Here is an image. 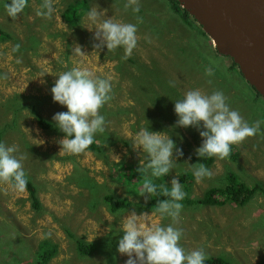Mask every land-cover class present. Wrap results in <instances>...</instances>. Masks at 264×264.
Returning <instances> with one entry per match:
<instances>
[{
  "label": "rangeland",
  "instance_id": "374dc122",
  "mask_svg": "<svg viewBox=\"0 0 264 264\" xmlns=\"http://www.w3.org/2000/svg\"><path fill=\"white\" fill-rule=\"evenodd\" d=\"M75 1L82 13L76 27L65 17L68 5ZM42 2L28 0L23 12L13 19L3 7L6 0H0V28L8 35L0 40L1 141L16 146L17 157L24 156L23 169L36 186L42 206L35 210L26 189L17 191L0 181V264L41 263L39 258L36 260V252L42 240L57 246L45 264H125L127 257L116 249L123 235L120 227L129 212L144 213L149 225L171 223L169 218L161 220L155 210L138 212L134 208L136 203L148 200L141 193L145 177L136 171L138 164H143V153L132 147L137 131L147 122L149 131L166 132L181 148L183 156L163 182L169 184L177 176L191 198L202 197L210 188L222 189L228 171L249 187L264 185V124L259 134L233 145L230 155L236 150V160L213 157L206 167L212 173L210 178L197 181L192 176L193 164L200 163L195 149L201 137L191 126H175L174 101L190 89L199 88L205 94L221 90L227 94L230 108L239 110L252 124L264 121V99L229 70L228 58L210 56L223 72L215 70L214 76H204L212 44L193 26L177 21L170 12L171 2L139 0L140 11L133 13L131 8H124L127 0H53L54 11L48 17L36 15ZM95 7L103 10L101 20L137 24V17L141 18L137 44L130 55L126 56L122 47L114 51L94 48L98 42L93 39L96 25L86 19V13ZM170 19H175L176 25L169 23ZM73 67L111 83L110 99L99 110L105 117L107 136L102 153L65 152L58 143L63 135L39 127L32 113L34 108L54 125L53 114L66 108L52 101L50 88L55 76ZM19 98L25 104L17 102ZM5 104L13 108L6 115ZM134 172L138 178H132L135 184L130 185L128 178ZM184 173L192 178L183 179ZM105 193L133 206L110 212L102 201ZM174 226L182 229L179 243L187 251L202 249L206 258L223 256L234 264H264L261 193L243 207L183 206ZM81 238L99 243L102 253L80 257L75 240Z\"/></svg>",
  "mask_w": 264,
  "mask_h": 264
},
{
  "label": "clouds",
  "instance_id": "9594fccd",
  "mask_svg": "<svg viewBox=\"0 0 264 264\" xmlns=\"http://www.w3.org/2000/svg\"><path fill=\"white\" fill-rule=\"evenodd\" d=\"M27 5V0H10L3 7L8 17L16 18ZM127 10L138 13L139 0H127ZM54 11L53 0H43L37 10V16L48 17ZM103 10L91 8L86 19L96 25L93 39L98 41L95 49L106 48L114 51L118 47L130 55L137 44V24L114 21L111 18L100 19ZM18 45L13 51L18 49ZM81 53L80 47L76 49ZM217 61L211 58L204 66V76L215 74ZM50 88L53 102L66 108V111L54 113V126L63 133L58 141L65 152L77 154L94 143L97 133L105 131V117L101 107L110 99L111 83L108 79L92 78L87 70L73 67L55 76ZM43 83V81H41ZM211 83V80L208 81ZM175 126L193 127L197 130L201 143L195 149L199 158H226L230 146L242 142L245 138L257 135L264 121L257 120L249 124L241 114L230 108L227 97L221 90L203 93L199 88L186 91L182 98L174 101ZM147 122V121H146ZM133 149L143 153V164H138L136 171L145 179L141 193L145 199L162 194L167 199L155 202V214L159 218H169L171 223L153 222L149 225L144 213L129 212L120 230L123 235L117 241V252L127 257L125 264H204L206 254L202 249L185 250L179 243L182 229L174 225L180 218L183 208L181 203L186 193L178 182L177 176L170 179V187L164 182L154 181L169 174L183 152L166 132H153L148 129V122L135 135ZM16 146H7L0 141V181L8 182L17 191H24L27 185L26 173L22 166L24 156L14 155ZM192 176L200 181L212 176L203 163L193 164Z\"/></svg>",
  "mask_w": 264,
  "mask_h": 264
},
{
  "label": "trees",
  "instance_id": "16d2710c",
  "mask_svg": "<svg viewBox=\"0 0 264 264\" xmlns=\"http://www.w3.org/2000/svg\"><path fill=\"white\" fill-rule=\"evenodd\" d=\"M169 2H171V7H170V12H172V15L176 16L178 18L177 21H179L181 24H187V25H191L196 29L199 33H201V36H204L207 40L208 37L207 35L200 29L199 25L193 20V18L189 15V13L177 2V0H168ZM10 2V0H6V3ZM28 2V0H27ZM77 2H73L70 3L68 5V9L66 10V15L65 17L67 18V20L69 22H71L72 24H74V26H78V19H79V15L82 14L79 12V9L76 7ZM80 13V14H79ZM175 19H170L168 22L169 23H174L172 25H176L175 24ZM5 36L6 38H8V35L0 28V40L1 36ZM198 36V35H197ZM201 47V46H199ZM209 48L212 50V55H209V59L211 58L210 56L214 57V56H220L221 59H225L228 58L224 55L219 54L215 48L213 47V45H209ZM228 60H230V67L229 70L235 74L236 76L241 77V80H244L241 73L239 72L237 66L232 62V60L230 58H228ZM216 70L222 71L220 67V64L217 63L216 66ZM215 81H219L220 79L217 78L216 76L214 77ZM245 81V80H244ZM247 87L249 88L250 91H252L258 98H260L261 96L252 88L249 86V84L245 81ZM207 84L208 86L212 87L211 84L209 83H204ZM168 85V84H165ZM223 93L225 94V96L227 97V94L223 91ZM24 99H20L17 102L20 103H24ZM228 102V100H227ZM25 104V103H24ZM10 110H13V108L8 105L5 104V108H4V115H6ZM237 110V109H236ZM239 111V110H237ZM32 113L35 116L36 119V123L39 127H41L42 129L45 130H51V131H55L57 134L59 135H63V133H61L54 125L53 122L50 120H47L46 118H44L43 116H41L38 111H36L34 108L32 109ZM243 115V114H241ZM3 118V117H2ZM3 134V130L0 127V141H1V136ZM99 136H95L94 138V143L92 145H90L87 149H85V151H89V152H99L100 150L102 151L101 145L103 143V140H106L105 137L106 134L103 133H99ZM100 151V153H102ZM233 151V145L230 146V152ZM236 152L233 153V155H229L227 157H229L231 160H236L237 156V151L234 150ZM198 161L200 163H203L205 167H209L212 164L213 161V157L212 158H198ZM141 176H143L142 174H140ZM27 177V185H26V191L28 193L29 196V200L31 201V205L32 208H34L35 210H40L42 208L41 203L37 197V189L36 186H34V183ZM132 178H138L137 172H134L132 174V177L128 178V182L130 183V185L135 184V181H132ZM183 179H189L192 178L190 174L188 173H184L182 175ZM165 179V177L163 178H158L155 179V183L156 184H160L163 183V180ZM142 179H140L141 182ZM225 180H226V184H223L222 189L220 188H210L208 189L204 195L198 199L195 198H191L190 196H188L186 194L184 200L181 202L183 204L184 207L188 208V207H195V206H224V205H235L236 207H243L245 206L248 201L250 200L251 197H253L256 193H261L264 195V185L262 184H256L253 187H249L247 184H245L243 181L239 180V177L234 174V172H227V174L225 175ZM126 181V180H125ZM166 187H170L169 184H166L164 182ZM184 191L186 193L189 192V190L187 189V186L185 185L184 187ZM217 196L222 197V199H218L216 198ZM158 199H167V197H164L162 194H158L156 196H152L150 197L146 202H142L141 204H135L134 208L136 211L141 212V211H154L155 210V202ZM102 201L106 203L108 209L110 212H117L120 209H125L129 206H133L132 203H128L125 199H122L120 197H116L115 195H113L112 193H105L102 196ZM101 246L99 243L97 242H88L86 240H84L83 238L81 239H76L75 240V251L76 253L80 256V257H93L95 252H99L102 253L101 251ZM57 250V246L56 244L51 245V242L48 240H42L39 245H38V253L36 252L37 256H36V260L37 258H39L41 260V263L38 262V264H45L47 263L48 259L50 258V256L48 257L49 254L53 253L55 254ZM204 264H234L231 263L229 260H227L225 257H214V258H206Z\"/></svg>",
  "mask_w": 264,
  "mask_h": 264
},
{
  "label": "water",
  "instance_id": "95a60500",
  "mask_svg": "<svg viewBox=\"0 0 264 264\" xmlns=\"http://www.w3.org/2000/svg\"><path fill=\"white\" fill-rule=\"evenodd\" d=\"M264 99V0H177Z\"/></svg>",
  "mask_w": 264,
  "mask_h": 264
},
{
  "label": "bare ground",
  "instance_id": "6f19581e",
  "mask_svg": "<svg viewBox=\"0 0 264 264\" xmlns=\"http://www.w3.org/2000/svg\"><path fill=\"white\" fill-rule=\"evenodd\" d=\"M215 50L220 54V52L215 48ZM222 55V54H221ZM224 56H226V55H224ZM240 72V71H239Z\"/></svg>",
  "mask_w": 264,
  "mask_h": 264
}]
</instances>
